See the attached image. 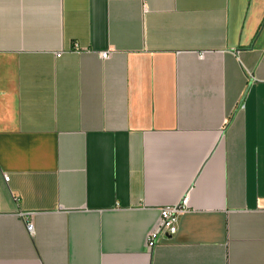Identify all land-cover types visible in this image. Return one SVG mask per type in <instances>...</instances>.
<instances>
[{
    "label": "crops",
    "instance_id": "obj_1",
    "mask_svg": "<svg viewBox=\"0 0 264 264\" xmlns=\"http://www.w3.org/2000/svg\"><path fill=\"white\" fill-rule=\"evenodd\" d=\"M0 264H264V0H0Z\"/></svg>",
    "mask_w": 264,
    "mask_h": 264
},
{
    "label": "built area",
    "instance_id": "obj_2",
    "mask_svg": "<svg viewBox=\"0 0 264 264\" xmlns=\"http://www.w3.org/2000/svg\"><path fill=\"white\" fill-rule=\"evenodd\" d=\"M57 53L56 56H59ZM110 56L109 52H101L100 57L102 59H107ZM4 181H8L6 175L3 176ZM187 209V198L183 199L175 204L166 207H161L159 209V220L157 225L147 234L145 240V246L147 250H152L157 244L160 237L163 236H173L178 231L179 219L181 215ZM21 217L25 220V229L32 235L34 233V225L31 220H27L26 214H21Z\"/></svg>",
    "mask_w": 264,
    "mask_h": 264
}]
</instances>
